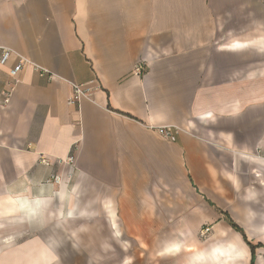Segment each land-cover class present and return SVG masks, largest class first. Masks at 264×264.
Segmentation results:
<instances>
[{
    "label": "crops",
    "instance_id": "0c3cea01",
    "mask_svg": "<svg viewBox=\"0 0 264 264\" xmlns=\"http://www.w3.org/2000/svg\"><path fill=\"white\" fill-rule=\"evenodd\" d=\"M259 33L264 0H0L56 76L0 65V264H264Z\"/></svg>",
    "mask_w": 264,
    "mask_h": 264
},
{
    "label": "built area",
    "instance_id": "2783aa9c",
    "mask_svg": "<svg viewBox=\"0 0 264 264\" xmlns=\"http://www.w3.org/2000/svg\"><path fill=\"white\" fill-rule=\"evenodd\" d=\"M12 57H15L17 59V64L15 65V68L13 70L14 74H17L21 71H23L28 66L33 67L34 71L41 77V78H47L48 80L54 79L56 76L45 66H41L38 64L33 63L28 58L18 54L17 52L13 51L12 49H9L7 47L0 46V65L4 66L6 65ZM144 70V64H140L137 68V73L142 72ZM94 83V81L92 82ZM72 93L69 99V105L76 107L79 106L80 103L84 100L92 101L93 99V93L95 91H98L100 89L99 86H95L92 88H88L85 85L80 84H71ZM10 95L5 96L4 98V105H8L10 103ZM160 134L168 139L169 141H175L176 139V132L174 131V128L171 127H163L159 129ZM41 164L45 166H49L51 163L47 159H41ZM76 160L73 155H70L67 159L58 161V164L61 166L62 164L69 165L71 168L75 166ZM63 183V177L60 175H53L50 178L47 179L46 185L51 186H60ZM210 232V228H207L201 232V236L207 237L208 233Z\"/></svg>",
    "mask_w": 264,
    "mask_h": 264
},
{
    "label": "trees",
    "instance_id": "16d2710c",
    "mask_svg": "<svg viewBox=\"0 0 264 264\" xmlns=\"http://www.w3.org/2000/svg\"><path fill=\"white\" fill-rule=\"evenodd\" d=\"M228 219H229V221H230V224L232 225V227L237 231V232H240L243 236H244V238H245V240H246V242L248 243V245L250 246V249L252 250V253H253V259H252V263L254 262V259H255V248L248 242V239H247V237H246V235H245V233L243 232V230L240 228V227H238L235 223H234V221L232 220V219H230L229 217H228Z\"/></svg>",
    "mask_w": 264,
    "mask_h": 264
},
{
    "label": "rangeland",
    "instance_id": "374dc122",
    "mask_svg": "<svg viewBox=\"0 0 264 264\" xmlns=\"http://www.w3.org/2000/svg\"><path fill=\"white\" fill-rule=\"evenodd\" d=\"M259 34H262V36H263V38H264V33H259ZM207 228H210V232H211V227H209V226H207L206 228H204L203 230H205V229H207ZM202 230V231H203ZM201 231V232H202ZM201 232L199 233V236H201ZM210 232L208 233V235L210 234ZM208 235H207V237H208ZM202 238H207V237H203V236H201Z\"/></svg>",
    "mask_w": 264,
    "mask_h": 264
}]
</instances>
